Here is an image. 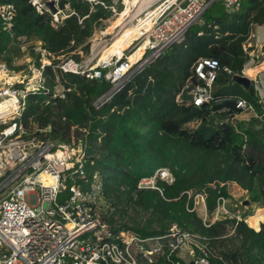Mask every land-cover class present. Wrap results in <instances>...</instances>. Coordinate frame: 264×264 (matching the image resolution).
Segmentation results:
<instances>
[{
    "label": "trees",
    "instance_id": "trees-1",
    "mask_svg": "<svg viewBox=\"0 0 264 264\" xmlns=\"http://www.w3.org/2000/svg\"><path fill=\"white\" fill-rule=\"evenodd\" d=\"M67 3L76 15L55 28L50 15L37 13L30 0H0V6L11 4L15 12L11 32L3 29L0 20V59L13 70L22 69L14 61L21 57L18 44L25 38L41 42L55 57L81 62L90 53L95 29L112 13L101 6L92 11L83 0H63L61 6ZM262 25L264 0H242L234 12L216 0L182 44L170 46L100 109L95 102L111 88L105 78L48 67L49 94L30 96L21 122L29 133L55 142L82 140L95 161L89 173L98 172L103 178L106 201L116 210L124 205L126 213L150 212L162 225L160 231L117 226L110 217L115 233L129 230L144 238L162 236L176 224L205 239L207 255L197 249V257H206L210 264H264V224L258 232L247 224L255 207L264 208V103L253 82L246 90L233 80L249 61L244 45L253 27ZM200 59L216 60L230 73L221 70L209 103L200 107L180 103L178 97L188 81L199 83L193 66ZM57 87L64 91L55 96ZM238 99L254 107L255 116L248 121L238 119L243 113L236 107ZM194 123L197 126L192 128ZM159 169L171 172L173 184L158 180L162 193L140 190L141 179ZM230 184L245 191L243 200L234 198ZM197 194L205 197L206 222L195 209ZM222 199L231 212L213 221ZM237 212L242 221L233 217ZM156 264L170 263L162 256Z\"/></svg>",
    "mask_w": 264,
    "mask_h": 264
},
{
    "label": "built area",
    "instance_id": "built-area-1",
    "mask_svg": "<svg viewBox=\"0 0 264 264\" xmlns=\"http://www.w3.org/2000/svg\"><path fill=\"white\" fill-rule=\"evenodd\" d=\"M62 1L30 3L37 13L50 15L52 25L58 28L76 15L70 3L63 8ZM83 1L92 6V11L101 6L112 13L99 28V46L91 49L85 61L55 57L39 41L32 44L35 57L26 68L13 70L0 59V264H156L162 256L170 264H183L179 256L183 251L191 255L190 264H210L206 257H197V249L207 255L205 239L176 224L162 236L144 238L129 230L115 233L105 211L108 201L104 181L98 172L89 173L95 161L88 156L85 143L74 138L71 143H59L37 132L29 133L21 119L30 96L49 94L48 67L90 79L105 78L111 88L95 102L97 109L102 108L129 79L155 63L170 46L182 44L190 28L216 0H152L148 5H142L143 0ZM51 2L56 13L45 5ZM127 2H137L133 20L107 32L108 21L121 14ZM222 2L234 12L242 0ZM120 6H124L122 11ZM14 16L11 4L0 6L5 31H12ZM145 23L147 27L130 39L121 55L102 60L124 32ZM96 31L97 28L93 35ZM20 40L26 42L25 38ZM244 52L249 56L248 64L255 63L264 58V42L251 32ZM193 69L199 83L189 80L187 86L195 85L193 105L200 107L213 100V85L221 70H230L221 69L213 59H200ZM242 75L246 76L245 70ZM58 88L55 96L60 95ZM236 107L242 114L255 115L254 107L245 99H238ZM158 180L173 184L175 179L168 169H159L153 176L141 179L138 187L162 193ZM196 196L206 205L202 194ZM216 214L214 221L222 214H230L224 199ZM235 218L242 221L240 212Z\"/></svg>",
    "mask_w": 264,
    "mask_h": 264
},
{
    "label": "rangeland",
    "instance_id": "rangeland-1",
    "mask_svg": "<svg viewBox=\"0 0 264 264\" xmlns=\"http://www.w3.org/2000/svg\"><path fill=\"white\" fill-rule=\"evenodd\" d=\"M148 5V4H145ZM124 6H120L119 7V11L123 10ZM118 19H111L108 21L107 25L108 28L111 30V28H115V26H117L118 24ZM104 26V25H102ZM100 26V27H102ZM100 27L97 28L96 33L92 36V38L90 39V52L92 48H96L99 46L100 43ZM34 42H22L19 43V48L21 50V57H16L15 61H14V66L15 67H22V68H26V66L28 67V65L30 64L32 57H35V55H33V50H32V44ZM89 56H86L83 58V61H85L88 57H90V54H88ZM71 56V55H70ZM83 56V55H82ZM65 56H62L60 58H63ZM98 60V59H97ZM97 61H95L96 63ZM25 73H27V70L25 71ZM64 91V89L62 87H59L57 89V93L58 94H62ZM253 114H243L242 116L238 117L239 120H243V121H248V119L252 118ZM197 124H192L191 127L194 128L196 127ZM229 190L231 192V194L234 196V198H236L237 200H243V198L245 197V191H242V188H240L237 184H230L229 185ZM194 193H191V196H193ZM248 202L246 201L245 204H247ZM232 206H234V204H232ZM125 206L124 205H120L118 207V209L116 210L113 206L111 201H108L106 204V208L105 211L107 213V217L110 219V217L114 218L115 224L117 226H122V225H126L129 227H138V228H150L151 230H157L160 231L162 229V225L158 222H156L155 220H153V217L151 215L150 212H142L140 215L134 214L131 210L129 212L126 213V211H124ZM195 209L200 213V215H202L204 217V219H206L207 216V210H206V205L204 204V201L201 198H198L197 196H195ZM261 209L263 208H257L255 207V215L252 218H248L247 220V224L250 228H253L255 231H260L262 225L264 224L263 222V211H261ZM229 211V210H228ZM231 212V211H230ZM216 215H214L213 217V221L216 218ZM237 215V213H236ZM236 215H233L236 216ZM259 220H256L258 219ZM207 220V219H206ZM251 221V222H250ZM152 222V225H150L151 227H149V224ZM258 223V224H257ZM253 226H251V225ZM256 224V225H255ZM180 258L182 260V262L184 264H190V262L192 261V257L191 255L188 253V251H183L180 255Z\"/></svg>",
    "mask_w": 264,
    "mask_h": 264
},
{
    "label": "bare ground",
    "instance_id": "bare-ground-1",
    "mask_svg": "<svg viewBox=\"0 0 264 264\" xmlns=\"http://www.w3.org/2000/svg\"><path fill=\"white\" fill-rule=\"evenodd\" d=\"M150 1H152V0H143L142 5L149 4ZM127 4H128V7L123 12H121V14H119L117 17H115V19H118V21H119L117 26H115V28L121 26L127 20L128 21L133 20L134 17L132 16V12L134 11V9L136 7L137 2H131V3L127 2ZM145 27H147L146 23L139 26V27L129 29L126 32H124L122 38L116 39L113 46L111 48H109L108 50H106L102 60H107L114 54L121 55L122 51L125 50L127 48V46L130 44V42H131L130 39L132 37H134V35L141 33L143 28H145ZM115 28H111V30L109 28H107V32L111 33ZM136 56H139V53H137ZM68 67H70V64ZM1 78H2V76H0V79ZM256 220H258V219H256Z\"/></svg>",
    "mask_w": 264,
    "mask_h": 264
},
{
    "label": "crops",
    "instance_id": "crops-1",
    "mask_svg": "<svg viewBox=\"0 0 264 264\" xmlns=\"http://www.w3.org/2000/svg\"><path fill=\"white\" fill-rule=\"evenodd\" d=\"M252 33L255 34L258 37V39L264 42V25L253 27ZM244 70L246 76L252 80L253 84L256 87V90L258 91L264 103V58H262L261 60H257L255 63H251V64L247 63ZM242 191L244 190L242 189ZM261 211H264V208L261 209Z\"/></svg>",
    "mask_w": 264,
    "mask_h": 264
},
{
    "label": "water",
    "instance_id": "water-1",
    "mask_svg": "<svg viewBox=\"0 0 264 264\" xmlns=\"http://www.w3.org/2000/svg\"><path fill=\"white\" fill-rule=\"evenodd\" d=\"M48 9L51 10L52 13H56L57 9L55 8L54 2L51 3H46L45 4ZM233 80L243 86L246 90H249L250 87L252 86V80L245 76V75H235L233 77ZM195 90V85L194 84H189L186 86L181 95L179 96V102L183 104H188V105H193V94L192 91Z\"/></svg>",
    "mask_w": 264,
    "mask_h": 264
}]
</instances>
